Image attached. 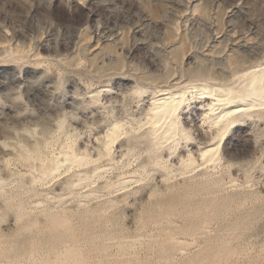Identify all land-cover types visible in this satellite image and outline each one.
<instances>
[{
	"label": "rangeland",
	"instance_id": "374dc122",
	"mask_svg": "<svg viewBox=\"0 0 264 264\" xmlns=\"http://www.w3.org/2000/svg\"><path fill=\"white\" fill-rule=\"evenodd\" d=\"M255 67L264 0H0V264H264V109L215 162L205 96L160 148L145 124L162 88Z\"/></svg>",
	"mask_w": 264,
	"mask_h": 264
},
{
	"label": "bare ground",
	"instance_id": "6f19581e",
	"mask_svg": "<svg viewBox=\"0 0 264 264\" xmlns=\"http://www.w3.org/2000/svg\"><path fill=\"white\" fill-rule=\"evenodd\" d=\"M159 93L160 94H158V97L153 98L150 103V110L145 122V124L149 125V130H147L148 132H146L149 135L151 134L152 139L154 140V142H156V146H154V148H160L165 142L176 137L178 133L177 118L180 111H182L184 106H188V102L196 98V96H205L210 100L207 104H205L207 111L204 114V117L208 118L212 123L211 125L217 128V133L215 132L216 136L210 144L197 150L199 152L198 155L201 158L202 163L215 162L218 161V152L220 150L222 141L225 139L228 131L236 126H241L242 123L240 121L242 120V118H246V116H248L251 111L258 108L264 109V68L255 67L246 70L236 78L235 86H233L232 84V87L230 86L225 88L224 86H216L215 84L177 87L168 86L162 88ZM180 129L182 130V128ZM123 134L125 135L126 132H124L122 126L117 123L113 124L112 127L107 130L105 134L106 141L104 142L105 154L108 152L107 149L111 148L110 146L114 142H116ZM173 144L177 143L175 142ZM64 153L62 157L64 156ZM88 158H78L76 155L72 154V152H66L64 161L68 164H76L77 166L83 167V165L87 164L88 161L91 160ZM58 160L61 162V159ZM190 160L192 159L189 158V161ZM193 160L190 161V163L188 162L189 168L195 166L196 162L195 160ZM53 161H55V158ZM90 163L92 162H89V164ZM59 167V163L56 162V166L54 167L53 172H57ZM96 177L98 178V175L95 176V179ZM95 179L94 181H96ZM83 180H85V178H83ZM91 181L88 183H92ZM81 182L83 181H80V183Z\"/></svg>",
	"mask_w": 264,
	"mask_h": 264
}]
</instances>
